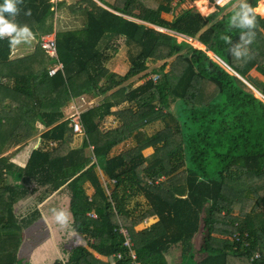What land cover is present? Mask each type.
<instances>
[{"label":"trees","instance_id":"obj_1","mask_svg":"<svg viewBox=\"0 0 264 264\" xmlns=\"http://www.w3.org/2000/svg\"><path fill=\"white\" fill-rule=\"evenodd\" d=\"M175 1L23 0L18 5L14 22L27 25L37 44L31 54L12 60L9 39H0V264L25 263L23 235L44 209L17 216L15 207L32 195L43 202L52 194L67 195L68 240L77 236L84 243L64 247L52 264H108L102 259L131 264L120 228L128 232L136 264H168L172 249L178 251L177 264H264V18L254 12L249 58L236 60L220 38L239 41L240 30L230 24L236 0L207 16L194 8L175 15ZM259 1L247 3L255 10ZM28 10L31 15H25ZM63 14L78 24L54 30L53 16ZM51 33L63 64L54 77L48 76L52 60L38 44ZM174 34L186 39L176 43ZM121 39L129 69L111 75L109 64L120 51L111 43ZM155 63L160 65L149 71ZM167 70L177 76L173 88ZM150 74L159 77L127 84ZM6 79L13 81L11 87ZM84 94L105 99L81 113L80 143L70 146L76 134L61 108ZM123 102L129 106L118 113L121 126L101 131L99 123ZM19 106L36 110L47 129L28 155L27 137L18 129ZM156 125L158 132L146 130ZM127 140L129 150L111 155ZM10 148H16L11 157H20L23 166L3 155ZM147 148L153 153L145 157ZM151 217L157 222L134 230ZM235 235L239 241H232Z\"/></svg>","mask_w":264,"mask_h":264},{"label":"rangeland","instance_id":"obj_2","mask_svg":"<svg viewBox=\"0 0 264 264\" xmlns=\"http://www.w3.org/2000/svg\"><path fill=\"white\" fill-rule=\"evenodd\" d=\"M69 2V4L73 5L77 2H79L80 0H67ZM96 1V0H95ZM110 2V3H114L115 0H105V2ZM261 2V1H260ZM186 2H180V3H176L174 2L173 5L175 7L173 14L175 13H179L181 10H185V8H187L188 4H185ZM211 3V2H210ZM212 4V3H211ZM209 13V10H206L205 12L203 11L204 16H206V14ZM214 12V11H213ZM254 12L258 15H261L264 18V15L261 14L258 10L257 7L255 8ZM165 18L167 19H171V15H166ZM48 20L45 22V25H48ZM76 24H78L75 20L74 17L70 16L69 14H63L62 17H60V15L58 16H53V20H52V26L54 27V30L58 29L61 26H75ZM158 31L164 32L162 29H158ZM173 39L176 43H180L181 42V37L177 36V35H173ZM192 41L195 40H188V43L195 47L192 43ZM37 44V40H35V37L33 36L30 39V42L28 43H21L18 46L13 47L12 49V59H15L16 57H18L17 55H19L20 53H26L27 50H33L35 45ZM111 45H118V47H120V51L118 56H115L112 60V62H110L109 64V72L110 74H115V75H120L123 76L126 74V72L129 69V61H128V50L124 44V40L121 39L120 41H116V42H112ZM197 48V47H195ZM201 49V48H198ZM203 49V48H202ZM134 50L132 49V52ZM19 56L20 57H23ZM209 56H212L211 54H209ZM17 58V59H18ZM160 64L155 63V65H149V71L153 70L154 68L158 67ZM252 78H254L253 80L256 82L258 81L256 78V73L252 72L250 73ZM151 76H158V75H152L150 74L149 77ZM166 76H167V82L170 88L174 87L175 81L177 80V77L170 73V71L167 70L166 72ZM159 77V76H158ZM146 79V78H145ZM145 79H143V81H145ZM134 85H138V83L140 82V79H138V76L134 79H132L131 81H128L127 84L131 83ZM257 83V82H256ZM260 87V85H259ZM95 96L93 95H85V101L90 102L92 99H94ZM74 99L71 101L73 102ZM69 102V103H71ZM78 102V99L75 100V103ZM68 103V104H69ZM95 103H98L97 101ZM73 105V104H72ZM77 106V104H75ZM73 108H71V110L67 109L69 112H72L74 110V106ZM89 105H92V107H95L94 102L90 103ZM124 109H126V106H123ZM117 113V109H112V112ZM121 110L118 111V113H120ZM117 114H112L111 116L108 118H105L103 121H101L99 123V129L101 131L104 132H109V131H114L115 127L118 128L121 126V124L119 125V123H121L119 121V115ZM72 115V114H71ZM70 115V116H71ZM160 129L159 126H155L154 128H150L149 132L152 131L155 132ZM38 144V143H37ZM27 146V145H26ZM39 145H36V147ZM131 148L130 145V141H124L122 143H120L119 145H117L111 152V155H117L120 153H123L127 150H129ZM10 150L7 151V149L4 152V155L7 157H11L12 151L10 153H8ZM114 153V154H113ZM142 154L147 157L149 156L150 150H144L142 151ZM16 159V158H15ZM13 163L14 160L12 159ZM16 164V163H15ZM19 166H23L22 164H17ZM85 191L88 195H90L91 190L88 188L87 184L84 185ZM130 208L133 207L134 205V201L131 200L130 203ZM35 207H40L39 209H42V218L37 220V222H34L31 225V228L29 229V231L26 232V234L24 233L23 237L26 238L24 242H22V246H21V250H20V254L25 258V263L24 264H52L53 261L57 258H59L62 255V249L64 247H66V249H72L73 247H75L78 243L80 244H84L82 242H80V238H77V236H75L74 240L70 239L69 242V238H71L72 233L67 232L66 228H60L51 218V212L49 211L52 208H63L68 210V199L64 196L62 197L61 195H57L54 197H51L50 195L48 197H46V199L43 202H39L38 198L34 195H32L30 198L27 197V199H25L22 204L18 205L15 207V213L19 215H26L29 212H31ZM42 207V208H41ZM143 207V206H142ZM69 211V210H68ZM155 219L154 218H147L145 219L140 225H137L134 230L135 231H141V230H145L147 228H149L151 225H153L155 223ZM69 224H71V216H70V220H69ZM68 224V225H69ZM23 238V239H24ZM198 240V239H197ZM96 259L99 260V256L94 255ZM102 261L104 262H108V264H114L111 260H105L102 259Z\"/></svg>","mask_w":264,"mask_h":264},{"label":"clouds","instance_id":"obj_3","mask_svg":"<svg viewBox=\"0 0 264 264\" xmlns=\"http://www.w3.org/2000/svg\"><path fill=\"white\" fill-rule=\"evenodd\" d=\"M23 0H3L0 4V39L8 38L9 44L12 47L18 46L21 43H28L33 37V33L27 25H18L14 22L15 16L19 13V4ZM229 0H217L221 6L227 4ZM234 14L231 16V27L240 30L239 41L233 43L230 36L223 35L221 40L230 45L228 53L236 60L249 58L250 45L256 38L257 20L254 9L247 0H236L233 4ZM8 14L9 18L5 17ZM25 15H31V10H28ZM51 218L60 227L66 228L70 220V212L63 208H52Z\"/></svg>","mask_w":264,"mask_h":264},{"label":"crops","instance_id":"obj_4","mask_svg":"<svg viewBox=\"0 0 264 264\" xmlns=\"http://www.w3.org/2000/svg\"><path fill=\"white\" fill-rule=\"evenodd\" d=\"M51 1H54L55 2L56 0H51ZM177 1H180V0H177ZM177 1H175V2L176 3H180V2H177ZM202 1H203V7L206 10H209V13L206 14V16L209 15V14H211L213 11H215V7L213 6V4H211L212 3L211 0H181V2H183V4H184V2H186L185 4H188L187 5L188 7L185 8V10L186 9L194 8V9H197L201 14H204L203 11L201 10L202 8H199L197 6V4L199 2H202ZM260 1L258 2V4L260 3ZM106 3L112 4L109 1L106 2ZM176 14L177 13H175V15ZM189 40H191V39H189ZM202 50H205L204 46H203V49ZM32 52H33V50L32 51L31 50H27L26 53H20L17 56L19 57V56L24 55L23 57H25V56L31 54ZM209 54H211V53L208 52V55ZM18 57H16L15 59H17ZM20 58H22V57H20ZM11 59H12V57H11ZM143 79H145V81H143ZM143 79L140 80V82L138 83V85L146 82L148 79H151V78L149 76H147V77H144ZM176 81H175V83H176ZM3 82H4V84H8V87H11L13 85V81L12 80H7L6 79ZM135 86H137V85H135ZM113 91H115V89L109 91L107 93V96H110L113 93ZM85 95H87V94H84V95L80 96L79 98H77L78 99V102L75 103V100L76 99H74L73 102H71L69 104H66V105H64L61 108V112L63 113L64 120H68L69 121L70 115L73 114L75 111H78L80 113V115H81V113H83L87 109H91V108L98 107L103 102V100L105 99V96L104 95H100V96H95L94 99H92L90 102H88V101L86 102L85 101ZM96 101L98 103H95ZM93 102L95 104V107H92V105H89L90 103H93ZM72 104L73 105L77 104V106L75 105L74 106V110L72 112H69L67 109L71 110V108H73V105ZM123 106H126V108H127L129 106V104L127 102H123L119 106L117 105V106L112 107L110 111H111L112 114H117L119 110H123L124 109ZM115 108L117 109V111H116L117 113H115L114 111L112 112V109H115ZM3 112H4V103H3V98L0 96V120L3 117ZM19 113H20V125H19L18 129H19V131H21L27 137V143L26 144L29 145V146L27 147L28 150L26 151L25 154L28 155L30 153V149L32 148L33 142L35 140H36V142L37 141L39 142L41 134L44 133L47 129H45L40 124V122L37 120L36 110H34L33 108L26 107V106H19ZM110 116H111V114L108 115V116H106L105 118H108ZM119 121H120V118H119ZM119 125H120V123H119ZM69 127H70V125H69ZM115 129H116V127H115ZM146 130L149 131V128H146ZM74 138L75 139H73V142H71L70 146H72V145H78L80 143L81 135L76 134V136H74ZM34 147L36 148V145ZM10 149H11L12 153H14V151L16 150V148H10ZM10 149H8V150H10ZM148 149L150 150V153L152 154L153 153V149L152 148H147L146 150H148ZM11 151H9L8 153H10ZM12 153H10V154H12ZM3 155H4V153H3ZM12 159L14 160V162L16 164H20V165L22 164V165H24V163H23L24 161H22V159L20 157L19 158H16V159H15V157H10V162L13 163ZM86 184H87L88 188L91 190V193H90V195H91L92 192H93V189L90 187V185L88 183H86ZM54 195L55 194H52L51 197H54ZM55 196H57V195H55ZM61 196L62 197L65 196L67 198V195H65V194H62ZM20 204H22V202ZM151 218H154L156 220L155 223L157 222V218L156 217H151ZM177 259H178V251L176 249H172L171 252H169L168 255H166V261H167L168 264H177Z\"/></svg>","mask_w":264,"mask_h":264},{"label":"built area","instance_id":"obj_5","mask_svg":"<svg viewBox=\"0 0 264 264\" xmlns=\"http://www.w3.org/2000/svg\"><path fill=\"white\" fill-rule=\"evenodd\" d=\"M230 1V0H229ZM213 6L216 7H222L217 3V0H211ZM182 39H186L184 36L174 34ZM189 40V39H187ZM39 47L40 49L45 53L47 57H49L52 62L48 68V76L54 77L58 73H62L63 71V64L59 61L58 59V53H57V44H56V38H55V33L51 34H45L42 35L39 39ZM152 80H156L158 76H152L150 77ZM1 83V79H0ZM70 121V127L72 128L73 132L75 134L81 135L82 134V126L80 122V113L78 111H75L69 118ZM88 216L92 219H96V215L94 213H89ZM119 233L123 236L124 238V243L123 246L126 247L129 250V257L131 258V264H136L135 259H136V254L132 250V244L130 243V237L128 235V232L125 228H120ZM232 241H239V238L237 235L233 236ZM244 245H248V242L246 240V243L244 242ZM260 255L259 253H256L255 258H258ZM117 259L121 258V255L118 254L116 255Z\"/></svg>","mask_w":264,"mask_h":264},{"label":"bare ground","instance_id":"obj_6","mask_svg":"<svg viewBox=\"0 0 264 264\" xmlns=\"http://www.w3.org/2000/svg\"><path fill=\"white\" fill-rule=\"evenodd\" d=\"M197 6L199 7V8H202L201 10L202 11H206V9L203 7V1L202 2H199L198 4H197ZM257 10L261 13V14H263L264 15V0H261V2L257 5ZM212 11V10H211ZM208 13V12H207Z\"/></svg>","mask_w":264,"mask_h":264},{"label":"water","instance_id":"obj_7","mask_svg":"<svg viewBox=\"0 0 264 264\" xmlns=\"http://www.w3.org/2000/svg\"><path fill=\"white\" fill-rule=\"evenodd\" d=\"M157 30L159 29V28H156ZM248 85V84H247ZM257 95H259L260 97H261V95L254 89V88H252L250 85H248Z\"/></svg>","mask_w":264,"mask_h":264}]
</instances>
